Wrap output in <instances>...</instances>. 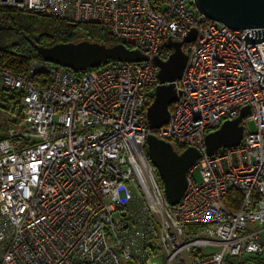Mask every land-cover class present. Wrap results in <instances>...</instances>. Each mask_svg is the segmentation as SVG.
<instances>
[{
	"label": "built area",
	"instance_id": "obj_1",
	"mask_svg": "<svg viewBox=\"0 0 264 264\" xmlns=\"http://www.w3.org/2000/svg\"><path fill=\"white\" fill-rule=\"evenodd\" d=\"M0 8L104 28L149 58L80 73L36 60L24 74L0 68V92L20 108L18 122L3 114L0 123V264H259L264 43L244 49L251 30L208 20L193 0H0ZM190 30L178 99L168 122L149 130L159 85L151 60ZM246 107L239 145L208 156L205 136ZM148 135L201 155L174 206L147 157ZM230 191L237 207L225 204Z\"/></svg>",
	"mask_w": 264,
	"mask_h": 264
},
{
	"label": "water",
	"instance_id": "obj_2",
	"mask_svg": "<svg viewBox=\"0 0 264 264\" xmlns=\"http://www.w3.org/2000/svg\"><path fill=\"white\" fill-rule=\"evenodd\" d=\"M193 3L197 12L210 21L235 31L251 30L243 38L244 49L246 44L264 43V0H193ZM195 36V30H190L179 42L167 41L165 48L171 50L168 57L163 60L154 56L151 60L158 68L159 85L155 88L152 102L146 108L149 130L158 129L168 122L169 106L177 101L179 95L174 82L181 77L187 61L184 45L192 42ZM36 50L43 62L77 73L94 69L107 61L138 63L149 60L139 50L129 49L124 44L106 46L79 41L50 47L38 46ZM261 51L264 55V50ZM259 88L264 89L260 85ZM249 114V109L243 108L236 119L224 121L217 130L208 133L205 136L206 154L212 156L219 149L238 146L243 137L241 123ZM145 145L147 157L158 173L167 201L172 206L178 204L186 189V173L200 158L199 151L188 148L178 154L169 143L152 135L146 137Z\"/></svg>",
	"mask_w": 264,
	"mask_h": 264
},
{
	"label": "trees",
	"instance_id": "obj_3",
	"mask_svg": "<svg viewBox=\"0 0 264 264\" xmlns=\"http://www.w3.org/2000/svg\"><path fill=\"white\" fill-rule=\"evenodd\" d=\"M79 41L106 46L122 43L120 39L112 37L106 29L95 25L74 26L52 17L0 8L1 69L13 74H24L32 61H42L36 50L38 46L50 47L59 43ZM170 52V49L163 47L159 56L165 60ZM113 63L114 61L104 62L94 70ZM37 80H40V77ZM0 113L11 118L9 120L19 121L20 108L12 92H0ZM2 131L3 126L0 125V132ZM239 200V193L230 191L225 198V204L230 208L237 207Z\"/></svg>",
	"mask_w": 264,
	"mask_h": 264
},
{
	"label": "rangeland",
	"instance_id": "obj_4",
	"mask_svg": "<svg viewBox=\"0 0 264 264\" xmlns=\"http://www.w3.org/2000/svg\"><path fill=\"white\" fill-rule=\"evenodd\" d=\"M5 122V116L3 114L0 113V123H4ZM247 125L248 127L253 130L254 129V123L252 121H248L247 122ZM195 179H198L199 178V175L197 172H195ZM254 261L256 263H259V264H264V253L260 254L259 256H257Z\"/></svg>",
	"mask_w": 264,
	"mask_h": 264
}]
</instances>
